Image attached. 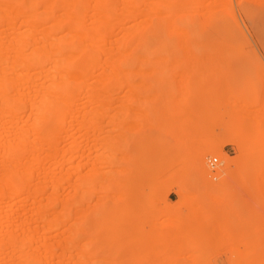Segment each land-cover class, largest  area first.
<instances>
[{
    "label": "rangeland",
    "instance_id": "1",
    "mask_svg": "<svg viewBox=\"0 0 264 264\" xmlns=\"http://www.w3.org/2000/svg\"><path fill=\"white\" fill-rule=\"evenodd\" d=\"M177 10L178 13L164 14L161 25L148 33V39L140 40L147 46L148 40L154 38L155 45L168 46L169 55L134 56L124 64L125 78L135 85L140 81L142 86L147 84L148 93L146 90L139 94L144 98L151 95L152 104L108 106L103 114L100 106L77 108L75 132L69 131L77 139L78 151L77 264H264V128L260 131L263 135L256 134L257 127H264V57L258 43L264 38V0H190L187 12L185 8ZM53 14L56 18L67 16L55 11ZM53 14H46L44 20H52ZM47 21L44 25H49ZM169 22L176 29L169 30ZM186 46L191 55L183 50ZM177 99L182 103H175ZM202 103L204 109L197 110V104L201 107ZM234 103L244 107L240 116L233 110ZM89 110L92 111L86 115ZM146 111H152L149 117ZM207 111L211 115L207 116ZM209 141L216 142L222 155L236 164L232 171L235 191L224 188V194L221 190L219 202L212 197L220 192V179L211 178L225 167L222 157H206V167L210 169L207 180L200 174L196 159L202 145ZM154 142L176 147L178 156L152 172L149 169L146 177L151 180H146L153 184L151 191L136 183L141 196L134 203L119 201L117 194L128 189L119 187L122 180L121 186L126 185V160L122 158H134L139 148ZM214 159L218 162L210 167ZM243 177L249 179L245 181ZM118 179H122L119 184ZM208 180L216 184L217 194L212 189V195ZM115 200L135 211L134 225L129 228L137 233L135 239L122 236L119 228L112 227ZM121 238L123 243H119Z\"/></svg>",
    "mask_w": 264,
    "mask_h": 264
},
{
    "label": "bare ground",
    "instance_id": "2",
    "mask_svg": "<svg viewBox=\"0 0 264 264\" xmlns=\"http://www.w3.org/2000/svg\"><path fill=\"white\" fill-rule=\"evenodd\" d=\"M45 1L0 0V30L3 28L0 31V264H77L78 151L77 139L73 133H69L71 129L75 132L77 126V108L100 106L97 109L103 114L108 106L152 104L154 101L149 100L151 95L144 98L139 94V91L147 90L146 83L142 86L140 81L139 87L138 83L135 85L125 78V61L134 56L169 55L168 46L155 45L154 38L148 40L147 46H143L140 40L148 39V33L153 32L155 26L161 25L164 14L178 13L176 11L179 8H183V11L185 8L187 12L190 0ZM39 6L42 7L39 9ZM41 8L45 12L39 13ZM54 11L57 14L66 13L67 18L60 17V14L56 18ZM48 13L53 14L54 19L44 20ZM44 21L49 22V25H44ZM173 25L174 23H168L169 30L170 27L174 28ZM65 27L67 32L63 31ZM177 31L179 32L178 29ZM184 39L186 38L183 37L182 40ZM187 49L189 50V46L183 50L191 55V50ZM123 91L126 94L121 96ZM184 93L183 100L188 97L187 91ZM179 102L182 103V100L177 99L175 103L180 104ZM197 106V110L204 107L203 103L201 107ZM240 106L233 104L236 115L244 109ZM91 111H86L85 114L88 115ZM151 112L148 111L147 114L146 111L145 115L149 117ZM241 120L244 119L241 117ZM257 128L260 133L264 127ZM170 130L172 131L171 128ZM120 133L118 132L119 135ZM259 133L256 134L263 135L264 130ZM122 134L125 137V131ZM159 144L161 143H149L139 148L134 153V158L127 160L126 155L121 159L126 160L123 162L126 185L121 186L124 176H120L122 179H118V184L122 180L119 187L128 189L121 190V195L117 194L119 201L134 203L141 196L140 190L135 188L136 183L152 190L150 188L153 184L146 180H151L148 175L146 177L149 169L152 172V169L166 163L176 152V147L172 149ZM255 146L254 144L256 150ZM245 147V151L252 148L251 145L248 150ZM121 152L124 155V150ZM213 154H220L225 163V167L211 178L220 179L217 180L220 192L212 197L219 202L221 190H224V194H227L224 188L235 191L236 181L232 179V171L236 164L222 155L216 142H205L196 159L198 170L206 180L210 177V169L207 170L205 159ZM217 162V159L211 160L210 167H214ZM247 178H244L245 181ZM208 182L212 195L214 192L217 194L214 191L217 190L216 184L213 180ZM238 189L236 191L240 190ZM177 190L180 194V187ZM119 201L114 202L116 208H113L111 218L114 226H110L115 230L116 227L119 228L122 236L135 239L137 233L129 229L134 225L132 217L135 211L124 207L125 203ZM126 214L128 215L125 216ZM126 217H130V220ZM213 225L215 226V222ZM126 238L123 239L124 242ZM120 240L119 243L122 238Z\"/></svg>",
    "mask_w": 264,
    "mask_h": 264
},
{
    "label": "crops",
    "instance_id": "3",
    "mask_svg": "<svg viewBox=\"0 0 264 264\" xmlns=\"http://www.w3.org/2000/svg\"><path fill=\"white\" fill-rule=\"evenodd\" d=\"M259 45H260V48H261V52L263 54V57H264V38L261 39L260 41H258Z\"/></svg>",
    "mask_w": 264,
    "mask_h": 264
},
{
    "label": "built area",
    "instance_id": "4",
    "mask_svg": "<svg viewBox=\"0 0 264 264\" xmlns=\"http://www.w3.org/2000/svg\"><path fill=\"white\" fill-rule=\"evenodd\" d=\"M215 162H216V160H215Z\"/></svg>",
    "mask_w": 264,
    "mask_h": 264
}]
</instances>
